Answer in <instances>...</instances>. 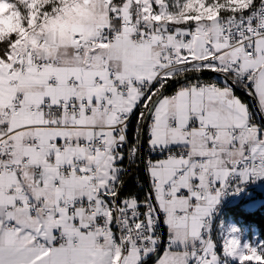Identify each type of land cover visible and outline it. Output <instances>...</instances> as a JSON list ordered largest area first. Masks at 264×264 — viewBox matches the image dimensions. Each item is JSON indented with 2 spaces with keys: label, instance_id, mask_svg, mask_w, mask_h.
Instances as JSON below:
<instances>
[{
  "label": "snow or ice",
  "instance_id": "1",
  "mask_svg": "<svg viewBox=\"0 0 264 264\" xmlns=\"http://www.w3.org/2000/svg\"><path fill=\"white\" fill-rule=\"evenodd\" d=\"M264 0H0V264H264Z\"/></svg>",
  "mask_w": 264,
  "mask_h": 264
},
{
  "label": "trees",
  "instance_id": "2",
  "mask_svg": "<svg viewBox=\"0 0 264 264\" xmlns=\"http://www.w3.org/2000/svg\"><path fill=\"white\" fill-rule=\"evenodd\" d=\"M246 211L236 205L229 206V214L234 219H240L243 223L254 226L257 230L260 239H264V216L257 215L248 218L245 215Z\"/></svg>",
  "mask_w": 264,
  "mask_h": 264
},
{
  "label": "built area",
  "instance_id": "3",
  "mask_svg": "<svg viewBox=\"0 0 264 264\" xmlns=\"http://www.w3.org/2000/svg\"><path fill=\"white\" fill-rule=\"evenodd\" d=\"M250 192L253 193V195L257 196L258 198H264V184H259V185H252L250 186L249 189ZM237 202L233 198H228L226 199L221 207V214L224 213V211L232 205H236ZM243 208V207H240Z\"/></svg>",
  "mask_w": 264,
  "mask_h": 264
},
{
  "label": "rangeland",
  "instance_id": "4",
  "mask_svg": "<svg viewBox=\"0 0 264 264\" xmlns=\"http://www.w3.org/2000/svg\"><path fill=\"white\" fill-rule=\"evenodd\" d=\"M243 210L246 211V209L242 208ZM226 219H232V220H236L240 225L244 226L245 228V233L246 235L248 234H254L253 235V240L256 239H260V237L258 236L257 230L254 226L248 225L243 223L240 219H234L230 214H229V207L224 211V213L222 214Z\"/></svg>",
  "mask_w": 264,
  "mask_h": 264
}]
</instances>
